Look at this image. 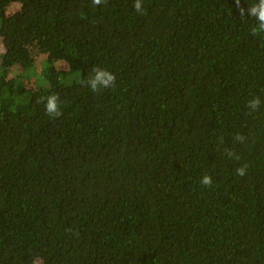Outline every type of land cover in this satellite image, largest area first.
<instances>
[{
  "label": "trees",
  "instance_id": "obj_1",
  "mask_svg": "<svg viewBox=\"0 0 264 264\" xmlns=\"http://www.w3.org/2000/svg\"><path fill=\"white\" fill-rule=\"evenodd\" d=\"M133 3L0 0V264H264V34L235 0ZM33 51L68 70L19 101Z\"/></svg>",
  "mask_w": 264,
  "mask_h": 264
},
{
  "label": "clouds",
  "instance_id": "obj_2",
  "mask_svg": "<svg viewBox=\"0 0 264 264\" xmlns=\"http://www.w3.org/2000/svg\"><path fill=\"white\" fill-rule=\"evenodd\" d=\"M107 0H91V3L94 6H100L106 3ZM143 0H134L133 7L137 13L143 14L142 7ZM236 6L239 9L240 17L243 18L245 15L250 16L254 21V27H252L251 31L254 36L264 34V0H255L254 3L248 4L247 9L240 6V0H235ZM116 83V75L99 66H94L91 69V74L88 75L83 81L82 84L88 87L92 92H100L103 89H109L115 86ZM261 99L259 96L250 99L248 101L247 107L250 112H255L261 106ZM45 112L52 118H58L62 115L60 105H59V97L58 95L52 94L49 95L45 102ZM235 140L239 143H243L246 140V137L243 135H237ZM226 155L229 158L233 157V153L229 150H225ZM247 166H241L236 169V173L240 177H244L246 175ZM200 183L203 186H211L213 183V179L210 175H204Z\"/></svg>",
  "mask_w": 264,
  "mask_h": 264
},
{
  "label": "rangeland",
  "instance_id": "obj_3",
  "mask_svg": "<svg viewBox=\"0 0 264 264\" xmlns=\"http://www.w3.org/2000/svg\"><path fill=\"white\" fill-rule=\"evenodd\" d=\"M20 7L21 5L19 3H12L8 7V13H14L15 11L19 10ZM4 50L3 39L0 37V57ZM33 54L35 56L36 63L32 71H25L18 66H13L8 69V74L16 78V95L19 101L20 98L26 101L29 100L31 90H34L37 86H45L48 84L47 80L42 74V69H44L49 64H53L61 73L65 70H68L69 65L65 60L55 59L48 64L47 54H36L34 51ZM71 79L72 77H68L66 82H71Z\"/></svg>",
  "mask_w": 264,
  "mask_h": 264
}]
</instances>
